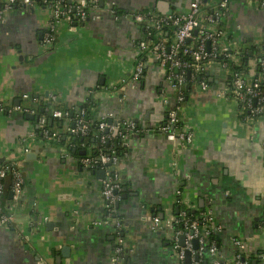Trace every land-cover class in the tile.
<instances>
[{
  "label": "crops",
  "instance_id": "obj_1",
  "mask_svg": "<svg viewBox=\"0 0 264 264\" xmlns=\"http://www.w3.org/2000/svg\"><path fill=\"white\" fill-rule=\"evenodd\" d=\"M161 1L170 4L173 14H182L189 10L191 0H105V6L86 23L62 22L48 49L42 46L52 20L46 7L37 3L3 14L0 102L31 107L57 94L63 108L76 110L91 99V119H130L141 126L128 139L119 165L126 189L120 201L124 194L131 199L123 201L116 213L123 221L127 251L119 264H178L173 229L152 228L156 215L165 222L175 218L174 211L180 210L174 209L178 191L188 209L212 214L221 228L216 258L233 260L232 239L239 238L246 241L250 255L257 253L260 259L264 255V122L260 118L240 120L229 97L227 74L213 67L209 90L194 84L180 112L183 126L193 132L192 142L171 141L160 128L176 106V93L165 84L161 69L150 62L141 80L132 79L140 61L137 43L145 39L133 16L148 11L161 14ZM111 3L125 12L122 19L111 14ZM0 5L2 10V0ZM254 5L232 0L223 21V28L245 51L264 40V36L258 41L250 37L255 26L250 25L251 13L264 12ZM249 67L253 75L255 58L251 57ZM124 80L127 86L121 85ZM115 85L118 88L111 89ZM26 115L0 114V159L17 164L25 179V192L14 211L6 182L4 210L15 220L8 227L0 226V264H109L116 244L115 228L92 225L105 214L102 180L89 175L75 156L64 158L65 146L32 137L38 132V122L26 120ZM238 121L251 125L253 131L262 128L255 145L229 147L224 136L229 129H238ZM63 123L55 130L69 139ZM26 146L30 148L27 154ZM30 153L36 158H28ZM240 197L246 199L241 206ZM63 246L71 247L70 259L53 256Z\"/></svg>",
  "mask_w": 264,
  "mask_h": 264
},
{
  "label": "built area",
  "instance_id": "obj_2",
  "mask_svg": "<svg viewBox=\"0 0 264 264\" xmlns=\"http://www.w3.org/2000/svg\"><path fill=\"white\" fill-rule=\"evenodd\" d=\"M44 7L52 13V20L42 40V46L46 49L54 45L58 26L67 21L69 23H86L95 11L101 9L102 0H42ZM251 4H257L258 8L264 9V0H248ZM211 2V6H209ZM38 3L36 0H2L0 16L13 11L16 7L33 8ZM232 0H191L190 8L182 14L162 15L148 11L134 14L136 24L145 34V39L138 42L140 61L136 64L132 79L139 81L145 74L150 62H155L163 73L165 84L176 93V106L172 108L167 121L160 128L167 134L169 140L182 143H191L193 132L184 126L174 130L180 123V112L183 111L186 95L183 88L187 86L188 79L192 81L200 78L198 84L201 90L210 88L207 78L213 67L227 74L230 82L229 97L238 108V115L243 116L245 122H254L264 117V40L257 44L259 52L255 56L256 70L253 75L237 69L245 59V50L242 49L236 38L223 28V21L227 17ZM110 9V8H109ZM116 20L123 16L116 14L114 7L110 9ZM190 75V76H188ZM128 80L122 81L121 85L127 86ZM196 84V82H195ZM123 87V86H122ZM113 86L111 89H117ZM24 99H30L28 95ZM36 104V99L33 100ZM93 104L94 101L92 100ZM45 103L48 108L38 116V132L32 137H38L44 141L60 142L62 135L57 131L52 132L47 128L48 120H56L74 124L68 128V134L74 138H84L93 132L92 119L86 108L62 109L57 107L60 99L57 94H51ZM92 104V105H93ZM39 105L24 107L22 105H8L0 102V114L11 116L15 113L37 116ZM49 114V118L47 116ZM110 119V122L108 120ZM137 124L130 119L112 121V117H103L98 124L96 133L100 142L99 152L95 155L88 153L78 158L80 166L93 172L102 170L105 173L101 181V194L104 201L105 214L102 218L92 222L93 226H113L115 228L116 244L109 264H119L120 257L124 253L123 221L117 216L116 204L120 201L124 192V182L119 170L121 158L115 150L108 153L104 150L105 144L121 136L130 138L137 133ZM40 131L41 137L38 134ZM26 144V142H24ZM24 144V145H25ZM64 158H72V153L65 148ZM23 151L27 154L30 148L26 146ZM13 194L11 208L20 203L25 192V179L20 167L11 162L0 163V226L8 227L13 224L14 216L4 210V194L6 182ZM178 191V205L186 210L181 211V220L171 218L166 222L160 216L152 219L153 229L161 230L165 226L173 229V248L178 264H186V252L191 253V264H198L203 253L208 252L212 257V264H250L245 257H250L246 241L233 238L232 243L236 248L235 258L229 262H223L216 258L218 246L210 238L218 235L221 231L212 214L203 213L199 217L202 222L192 219L187 214L186 202L181 198ZM114 218H111V217ZM183 223V230H176V224ZM185 236V245L180 244V238ZM198 241V249L194 248L193 242ZM244 254V255H243ZM199 256V261L195 260ZM243 255V256H242ZM264 263V255L261 256ZM221 261V262H220ZM223 262V263H222Z\"/></svg>",
  "mask_w": 264,
  "mask_h": 264
},
{
  "label": "trees",
  "instance_id": "obj_3",
  "mask_svg": "<svg viewBox=\"0 0 264 264\" xmlns=\"http://www.w3.org/2000/svg\"><path fill=\"white\" fill-rule=\"evenodd\" d=\"M38 3H40L41 5L44 6V1L39 0ZM114 10L116 11V14H118L120 16H123L124 13H125L122 9H119L118 7H114ZM257 47H258V45H254V46H251V47L248 48V50L245 52V59L243 60L242 64L237 67L238 70H240L242 72H248V70H250L249 65H250L251 57L255 58L256 54L259 52ZM200 78H204V76L197 77L193 81L191 79H188L187 86H185L183 88V92L186 95V99H188V97L191 94V87L195 84V82H196V84H198V81H199ZM207 81H209V78H207ZM186 101L187 100H185V103H186ZM92 104H93V102L90 99V100H88V103L86 105H83V107H81V108H86L88 110V112H89V109L91 108L90 106ZM48 106H49L48 103L41 102L40 105L37 108V112L38 113H37L36 117H38L39 115L44 113V109L48 108ZM57 107H61L62 109H66V108H63L61 104H59ZM48 115L49 114H47V116ZM48 118H49V116H48ZM239 118H240V120L242 122H244L243 116H239ZM50 120H48V122H47V128L49 130H51L52 132L56 131L55 129L59 127V124H60L61 121L52 120L53 122L51 124ZM100 122H101V119L95 120L94 118H92L93 132L89 136H86L84 138H74V137L70 138V136H69L68 137L69 139H65V137L62 136L61 141L59 142V144L62 145V146H65V148H67L73 154V156H75L76 158L82 157V156H79V153H81L82 151H85L86 154H88L87 152L89 151V148H90V151L92 152V153L90 152L91 154H93V155L97 154L99 152L100 142H99V139L97 137L96 130H97L98 124ZM108 122H110V119L108 120ZM183 125H184L183 121L180 120V123H178L175 126V129L173 130L171 128V130L172 131H176L177 129H181V127H183ZM136 129H137L136 131L138 132L141 129V126L137 125ZM38 134L41 137L40 131H39ZM131 137L132 136H130V138ZM130 138H126L125 139V138H122L121 136H117V137L113 138L110 141L109 145L105 144L103 148L108 153H111L112 150H115L117 152L118 156L120 158H122L126 154V149H127L126 144L128 142V139H130ZM74 150H76L75 153H73ZM124 189H125V187H124ZM178 207L180 208L179 212L176 213V211H174V214H175L176 220L179 221V220H181V211L186 210V209H185L184 206H178V205H175L174 209H176ZM187 214L192 219H194V220L197 219L199 222H202V218L199 217L200 214L194 212L193 210L187 209ZM111 218H114V217L112 216ZM175 229L176 230H183V223L178 222L176 224V226H175ZM122 233L124 234L123 230H122ZM123 237H124V235H123ZM210 239L212 241H215L218 244V238H217L216 235H212ZM205 253H203V255L201 257V259H203V261L199 262L198 264H212L213 257L211 258L210 257L211 255L208 252H205ZM243 258H247L249 260L250 264H264L262 262L261 258L258 259L257 253L250 255V257L243 256Z\"/></svg>",
  "mask_w": 264,
  "mask_h": 264
},
{
  "label": "rangeland",
  "instance_id": "obj_4",
  "mask_svg": "<svg viewBox=\"0 0 264 264\" xmlns=\"http://www.w3.org/2000/svg\"><path fill=\"white\" fill-rule=\"evenodd\" d=\"M258 9L257 4L253 6ZM259 11H256V14ZM255 12H252V22L250 25H255L252 28L251 32V39L253 41H258L259 37L264 36V12H259L258 14L260 15H255ZM256 27V28H255ZM255 28V29H254ZM249 31L250 28L248 27ZM261 122H264V117L260 118ZM238 123V129L231 128L229 131L225 134V141L228 143L229 147L231 148H239V149H245L246 147H249L250 145H255V140L259 137V134L262 130L259 131H253V127L251 125H244L241 122ZM264 126V125H263ZM264 131V129H263ZM246 199L245 197H240L238 199V205L241 206L243 202H245Z\"/></svg>",
  "mask_w": 264,
  "mask_h": 264
},
{
  "label": "water",
  "instance_id": "obj_5",
  "mask_svg": "<svg viewBox=\"0 0 264 264\" xmlns=\"http://www.w3.org/2000/svg\"><path fill=\"white\" fill-rule=\"evenodd\" d=\"M36 1H39V0H36ZM206 1V0H205ZM105 6V0H102V2H101V7H104ZM111 7L113 6H115V4L114 3H111V5H110ZM0 8H1V5H0ZM158 10L160 11V13L161 14H163V15H172L173 14V10L171 9V7H170V4L168 3V2H164V1H161V2H159L158 3ZM188 76H190V75H188ZM101 85H103V80H101V83H100ZM20 102L19 101H17V102H15V104H19ZM77 110V109H76ZM25 118H26V120H36L37 122H38V120H39V118L38 117H35V116H33V115H26L25 116ZM52 119L50 120V123L52 124ZM63 125L66 127V128H69V127H73L74 126V124L73 123H71L70 125H68V123H63ZM53 132H55V131H53ZM65 139H67L66 137H65ZM76 152V150H74L73 151V153H75ZM86 155V152H81V153H79V156H85ZM28 158H31V159H35L36 158V155L35 154H33V153H30V154H28ZM5 161V159L4 158H1L0 159V163H2V162H4ZM89 175H96V178H97V180H99V181H101V180H103L104 179V177H105V173H104V171H102V170H97V171H93V172H91ZM124 192H126V189H124ZM10 197L12 198L13 197V194L11 193L10 194ZM132 197V195H130V198ZM125 200H131V199H129V197H128V194H124L123 196H122V201H119V202H117V204H116V210L117 211H119V209H120V206L124 203L123 201H125ZM200 202H201V204H203L204 203V199H201L200 200ZM178 213V212H177ZM38 217H36L35 219L36 220H38L37 219ZM48 225L49 224H47V227H48ZM180 244L182 245V246H184L185 245V236H182L181 238H180ZM193 245H194V248L195 249H198V241L197 240H195L194 242H193ZM127 253V251H125L122 255H121V257H120V261H122V259L125 257V254ZM206 254V253H205ZM53 256L56 258V259H61V258H67V259H70V257H71V247H69V246H63L62 248H61V251H60V253H58L56 250H54L53 251ZM195 260L196 261H199V256L197 255L196 257H195ZM59 264H61V262H58ZM186 264H191V253L190 252H186Z\"/></svg>",
  "mask_w": 264,
  "mask_h": 264
}]
</instances>
